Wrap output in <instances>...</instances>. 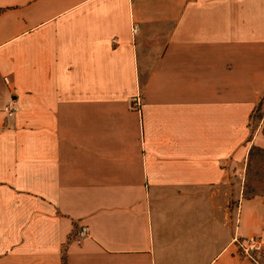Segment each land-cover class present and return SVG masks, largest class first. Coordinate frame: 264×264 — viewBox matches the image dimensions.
Masks as SVG:
<instances>
[{"label": "crops", "instance_id": "obj_1", "mask_svg": "<svg viewBox=\"0 0 264 264\" xmlns=\"http://www.w3.org/2000/svg\"><path fill=\"white\" fill-rule=\"evenodd\" d=\"M251 148L264 0H0V264H259Z\"/></svg>", "mask_w": 264, "mask_h": 264}, {"label": "rangeland", "instance_id": "obj_2", "mask_svg": "<svg viewBox=\"0 0 264 264\" xmlns=\"http://www.w3.org/2000/svg\"><path fill=\"white\" fill-rule=\"evenodd\" d=\"M259 112L253 114V118L250 123V132L255 131L257 125V120ZM230 200L229 204H234V193L237 191L238 198H246L251 195L262 194L264 192V151L259 149H250L245 159L244 171L240 173V177H234L229 183ZM233 238H239L232 236L229 242V245L232 246L237 253L235 247L232 244ZM238 254V253H237ZM241 257V256H240ZM256 259L259 264H264V253L262 250L256 256ZM259 259H262L260 263Z\"/></svg>", "mask_w": 264, "mask_h": 264}, {"label": "built area", "instance_id": "obj_3", "mask_svg": "<svg viewBox=\"0 0 264 264\" xmlns=\"http://www.w3.org/2000/svg\"><path fill=\"white\" fill-rule=\"evenodd\" d=\"M137 31L136 25H131V35H134ZM140 98L138 96L133 97L130 100V107L133 111L138 112L140 108ZM1 112L5 119H10L16 112V103L13 99H8L2 106ZM87 230L81 226L78 228L74 236V242L79 243L81 238L86 236ZM232 244L235 247L239 256L252 262H257L256 256L262 250L261 242L256 237H244L233 238Z\"/></svg>", "mask_w": 264, "mask_h": 264}, {"label": "trees", "instance_id": "obj_4", "mask_svg": "<svg viewBox=\"0 0 264 264\" xmlns=\"http://www.w3.org/2000/svg\"><path fill=\"white\" fill-rule=\"evenodd\" d=\"M258 111V108L255 110V112H257ZM260 117V115L258 116V118ZM251 149H254V148H251Z\"/></svg>", "mask_w": 264, "mask_h": 264}]
</instances>
